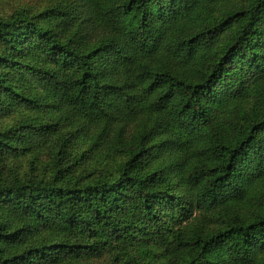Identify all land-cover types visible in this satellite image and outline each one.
Listing matches in <instances>:
<instances>
[{"label":"trees","instance_id":"trees-1","mask_svg":"<svg viewBox=\"0 0 264 264\" xmlns=\"http://www.w3.org/2000/svg\"><path fill=\"white\" fill-rule=\"evenodd\" d=\"M85 1L87 42L81 30L63 42L26 15L0 18V66L43 85L46 104L85 133L101 163L81 184L0 177V264H110L117 251L150 259V244L155 264H263L264 213L230 218L264 204V0ZM77 17L61 11L56 29ZM35 46L55 64L39 68ZM0 90V107L6 96L35 102L2 74ZM253 110L255 123L245 119ZM49 128L0 131V151ZM158 135L166 139L154 145ZM214 216L223 228L193 234Z\"/></svg>","mask_w":264,"mask_h":264},{"label":"rangeland","instance_id":"rangeland-1","mask_svg":"<svg viewBox=\"0 0 264 264\" xmlns=\"http://www.w3.org/2000/svg\"><path fill=\"white\" fill-rule=\"evenodd\" d=\"M239 2L240 0H223L221 4H225L226 8H231ZM72 8L78 10V17L67 22L63 29H56L58 14ZM18 14L40 21L44 26L52 29V32L63 42L73 40L78 30H81L84 42H87L95 33L94 26L89 19V5L85 0H0V18L10 19ZM35 49L39 68L45 64L48 66L55 64L54 60L47 58L46 52L40 51L36 46ZM1 50L2 45L0 44V52ZM36 73L39 75L42 85V81L46 79L44 70L40 69ZM1 74L12 79L27 95L33 97L35 102L27 105L17 100H9L6 96L8 104H3L4 106L0 107V131L24 122L49 124L50 128L45 134L31 133L23 139L16 137L14 150L0 151V177L5 179L45 177L48 180L57 179L61 183L78 182L80 184L94 181L99 175L101 163L96 157L91 158L96 156V152L90 146L85 133L68 122L61 123L59 119L62 110L46 104L43 99V85L40 86L27 70L0 66ZM4 94L0 90V101ZM54 106L59 107L56 104ZM235 116L236 113L233 112L228 119H233ZM245 119L255 123L258 119L257 111H251ZM239 129L240 138H244L245 130L242 126ZM165 139L164 135H158L152 143L161 145ZM124 155L125 153H118L116 160L109 161L116 171L124 160ZM168 159L169 156L163 153L156 165L164 164L166 163L164 161ZM263 213L264 204L251 200L248 205H243L236 212L231 213V218L229 215L227 219L241 217L249 221ZM225 220V218L217 216L209 217L206 220L207 229H194L193 234L203 232L210 235L221 229ZM157 247L156 244L146 247L150 259L141 257L139 253L132 255L120 251L110 252L114 255L110 264H155L153 250ZM132 252L130 251V253ZM82 264H96V262L85 259Z\"/></svg>","mask_w":264,"mask_h":264}]
</instances>
